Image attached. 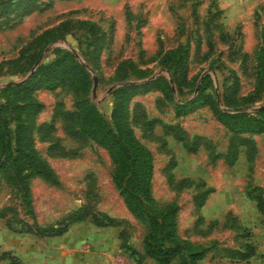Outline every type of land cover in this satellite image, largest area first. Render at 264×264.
I'll return each mask as SVG.
<instances>
[{
  "label": "rangeland",
  "instance_id": "1",
  "mask_svg": "<svg viewBox=\"0 0 264 264\" xmlns=\"http://www.w3.org/2000/svg\"><path fill=\"white\" fill-rule=\"evenodd\" d=\"M12 2L14 8L0 17V104L24 100L23 91L5 87L19 85L57 51L71 52L88 71L91 85L86 92L70 84L29 92L40 104L31 145L56 181L33 176L30 206L24 207L0 173V209L12 207L10 225L0 217V255L6 252L0 264H155L143 252L144 222L129 212L111 180L107 150L70 135L65 119L54 115L57 107L72 111L83 100L113 124V91L126 86L122 114L152 155L153 199L158 205L174 200L179 239L209 248L196 264H264V217L254 198L264 199V132L240 134L251 143L235 138L237 153L228 161L234 136L209 106L175 111L201 81L205 93L218 100L234 75L239 107L252 112L264 105V80L259 81L264 0H37L39 9L21 17L15 15L19 0ZM178 45L187 46L189 63V83L179 94L163 62ZM158 78L172 85V97L154 83ZM43 123L49 127L40 131ZM79 207L116 224L97 225L89 216L69 222L58 236L24 230V223L59 222ZM245 243L254 248L251 256L230 257L227 248ZM169 264H179L178 258Z\"/></svg>",
  "mask_w": 264,
  "mask_h": 264
},
{
  "label": "trees",
  "instance_id": "2",
  "mask_svg": "<svg viewBox=\"0 0 264 264\" xmlns=\"http://www.w3.org/2000/svg\"><path fill=\"white\" fill-rule=\"evenodd\" d=\"M20 10L17 17L38 10L37 0H19ZM12 0H0V17L14 8ZM264 41V32H262ZM260 46L258 52H262ZM262 55V54H261ZM163 62L171 70L172 80L177 94L187 87L188 80V49L178 45L163 57ZM260 80H264V67L259 70ZM162 87L164 93L172 97L173 87L161 79L154 80ZM62 84H70L77 92H86L90 85V77L86 68L68 51H57L55 58L49 62L38 64L19 85H9L5 89L19 93L23 91L24 100L9 106V102L0 104V173L18 192L21 204L30 206L29 182L33 176L39 175L49 182L56 181V175L51 166L31 145L32 121L40 104L33 101L29 92L34 88L53 89ZM163 84V86H162ZM207 85L199 82L193 96L185 101L177 102L176 113L183 114L188 109L202 105L209 106L215 119L227 128L233 139L227 149V160L237 153L235 138L241 144L251 143V139L240 134L264 132V105L252 112L239 107L238 79L234 75L222 92L215 96L205 93ZM130 86L120 87L113 91L117 103L113 108V124L86 101L77 102L75 110L67 111L57 107L54 115L61 116L66 121L67 132L79 138H89L104 147L112 161L111 180L117 187L129 212L145 224L142 239L144 255L153 259L155 264H169L178 258L179 264H196L208 251V246L180 240L177 232L178 204L170 200L158 205L151 194V179L153 174V159L150 151L134 136L130 124L122 114L129 97ZM16 94V95H17ZM221 105L222 107H220ZM135 107L138 108V105ZM139 111L134 113V121L138 122ZM49 124L43 123L39 130L45 131ZM229 156V159H228ZM256 206L264 217V199L261 195L254 196ZM11 206L0 209V217L7 225L11 223ZM91 217L97 225H115L116 222L103 214L100 218L91 213L87 207H79L67 214L64 220L48 225L24 223L25 231L38 236H58L63 234L68 223ZM230 257L246 259L254 253L252 244L245 243L243 248H227ZM6 252L0 255L5 257Z\"/></svg>",
  "mask_w": 264,
  "mask_h": 264
},
{
  "label": "water",
  "instance_id": "3",
  "mask_svg": "<svg viewBox=\"0 0 264 264\" xmlns=\"http://www.w3.org/2000/svg\"><path fill=\"white\" fill-rule=\"evenodd\" d=\"M10 83H12V82H10Z\"/></svg>",
  "mask_w": 264,
  "mask_h": 264
}]
</instances>
